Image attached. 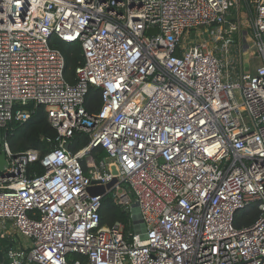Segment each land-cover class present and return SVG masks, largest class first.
I'll list each match as a JSON object with an SVG mask.
<instances>
[{
	"label": "built area",
	"instance_id": "built-area-1",
	"mask_svg": "<svg viewBox=\"0 0 264 264\" xmlns=\"http://www.w3.org/2000/svg\"><path fill=\"white\" fill-rule=\"evenodd\" d=\"M241 2L0 0V130L27 122L34 105L57 132L41 159L2 141L0 222L29 240L1 246L8 264H264V0L248 1L253 71L225 61L237 44L228 14ZM52 36L81 48L74 83ZM90 88L95 114L84 110ZM75 132L89 142L71 152ZM37 161L44 174L28 177ZM107 195L138 209L131 233L100 225Z\"/></svg>",
	"mask_w": 264,
	"mask_h": 264
},
{
	"label": "trees",
	"instance_id": "trees-1",
	"mask_svg": "<svg viewBox=\"0 0 264 264\" xmlns=\"http://www.w3.org/2000/svg\"><path fill=\"white\" fill-rule=\"evenodd\" d=\"M52 48L57 49L65 59L64 77L70 83L75 82L74 70L82 64V52L79 44L65 43L55 36L49 39ZM101 105L99 90L90 88L85 100L84 110L88 114L98 112ZM28 110L32 111L30 119L25 123L11 122L2 132L5 135V141L14 153H21L28 150L37 151L40 159L56 147L57 132L50 126L46 113L41 106L29 105ZM89 142V137L83 132H75L69 140L68 149L75 152L85 147ZM95 160L106 157L104 150L98 148L92 151ZM44 168L39 161L28 164L26 175L28 177L41 176L44 174ZM258 217L257 210L254 209L250 214L242 213L237 219L236 226H247L255 221ZM133 214L131 210L124 209L113 204L110 195L105 196L101 200L100 209V225L106 227H114L119 225L123 228L125 235L133 230ZM17 241V240H16ZM1 246L11 244L16 246L14 241L9 242L1 239Z\"/></svg>",
	"mask_w": 264,
	"mask_h": 264
},
{
	"label": "rangeland",
	"instance_id": "rangeland-1",
	"mask_svg": "<svg viewBox=\"0 0 264 264\" xmlns=\"http://www.w3.org/2000/svg\"><path fill=\"white\" fill-rule=\"evenodd\" d=\"M241 1H242L241 2L242 5L240 8V19H239V21H237L236 13L234 11L235 9H233L232 12L228 14V21L237 26V30L235 32H233V34L231 35L233 42H236L235 37L237 36V34L240 33L241 28L244 29V31H242V33H241V38H242V41H245L246 42L245 44H247V45H245L243 47L244 51H243V55H242L241 65H242V68L244 70L253 71V69H255L259 65L260 59L257 58V55H256L253 47L251 46V42L249 39V37H251L250 36L251 33L249 32L250 28H248V27L250 25L248 24V22H249V14H250L252 8H251V5L249 6L248 3L251 2L252 0H241ZM240 23H241V26H240ZM202 30H203V28L197 30V32H202ZM218 47H220V45ZM228 55L229 56L225 60L226 62L230 61V59H234L233 53L230 55V52H229ZM222 57H223V55H222ZM239 65H240V63H239ZM236 67H237V65H236ZM226 70H227V72H231L232 70L235 71V63L232 65V68L230 66H228L226 68ZM134 225L136 226L137 223L134 222ZM2 235L5 236V239L7 241H9V242L14 241V243L16 244V248H19V247L26 248L29 245V240L23 236H20L19 233L17 232V230L9 222L8 223H1L0 222V241H1ZM0 246H1V243H0Z\"/></svg>",
	"mask_w": 264,
	"mask_h": 264
},
{
	"label": "water",
	"instance_id": "water-1",
	"mask_svg": "<svg viewBox=\"0 0 264 264\" xmlns=\"http://www.w3.org/2000/svg\"><path fill=\"white\" fill-rule=\"evenodd\" d=\"M156 33H157V30L147 31V35H149V36L155 35ZM4 138H5V135L0 130V177H4L5 174H7L6 171H7L8 166H9L4 153L1 151L2 141ZM65 149L68 150V146H66ZM110 169H111L113 175L117 174L114 165H112L110 167ZM116 181H117V179H116V177H114L106 185H97V184L93 183L94 185H91L87 188V193L89 194L90 197L104 195L106 193V191L111 189V187L116 183ZM132 214H133L134 222L141 224L142 223L141 217H140L139 211L136 207L132 210ZM11 249H14V248L12 247ZM6 251H7V249H4L0 246V264H8V262H9L7 259V254L5 253Z\"/></svg>",
	"mask_w": 264,
	"mask_h": 264
},
{
	"label": "crops",
	"instance_id": "crops-1",
	"mask_svg": "<svg viewBox=\"0 0 264 264\" xmlns=\"http://www.w3.org/2000/svg\"><path fill=\"white\" fill-rule=\"evenodd\" d=\"M241 3H240V5L239 6H235V7H233L230 11H229V13H231L232 12V10L233 9H235L234 11H235V13H236V18H237V21H239V19H240V8H241ZM244 9V8H243ZM253 14V11H252V9H251V12H250V14H249V22H248V24L250 25L248 28H250L249 29V32L251 33V20H252V14ZM240 26H241V23H240ZM242 31H244V29L243 28H241V31H240V33L239 34H237V36L235 37L236 38V42H237V44H236V46H234V49H235V51H234V56L237 58V61H238V64H236L237 66H238V68L239 69H241V67H242V65H241V63H242V55H243V51H244V46L245 45H247V44H245L246 42L245 41H242V38H241V33H242ZM248 31V30H247ZM249 39H250V37H249ZM235 57H234V59H235ZM239 63H240V65H239ZM243 69V68H242ZM15 246V245H14ZM16 247V246H15Z\"/></svg>",
	"mask_w": 264,
	"mask_h": 264
}]
</instances>
